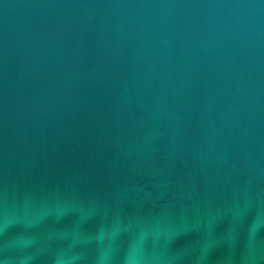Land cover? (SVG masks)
Wrapping results in <instances>:
<instances>
[{
  "label": "water",
  "instance_id": "1",
  "mask_svg": "<svg viewBox=\"0 0 264 264\" xmlns=\"http://www.w3.org/2000/svg\"><path fill=\"white\" fill-rule=\"evenodd\" d=\"M264 264V0H0L4 264Z\"/></svg>",
  "mask_w": 264,
  "mask_h": 264
},
{
  "label": "clouds",
  "instance_id": "2",
  "mask_svg": "<svg viewBox=\"0 0 264 264\" xmlns=\"http://www.w3.org/2000/svg\"><path fill=\"white\" fill-rule=\"evenodd\" d=\"M107 259V256H101L99 264H107ZM0 264H4V261L0 260ZM56 264H63V261L61 259H57ZM124 264H138V262L129 257H126Z\"/></svg>",
  "mask_w": 264,
  "mask_h": 264
}]
</instances>
